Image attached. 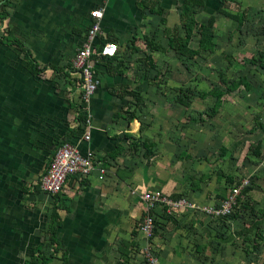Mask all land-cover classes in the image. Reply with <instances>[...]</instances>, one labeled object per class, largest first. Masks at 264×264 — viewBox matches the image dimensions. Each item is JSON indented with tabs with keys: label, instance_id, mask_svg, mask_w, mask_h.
Listing matches in <instances>:
<instances>
[{
	"label": "crops",
	"instance_id": "obj_1",
	"mask_svg": "<svg viewBox=\"0 0 264 264\" xmlns=\"http://www.w3.org/2000/svg\"><path fill=\"white\" fill-rule=\"evenodd\" d=\"M184 1L0 0V11L8 14L5 20L0 16V264H28L35 255L51 257L48 264H146L147 243L138 231L144 216L142 193L187 194L202 205L215 204L228 195L238 180L234 173L231 182L215 168L217 172L208 178L221 162L219 147L217 153L212 149L218 145V136L206 137L201 132L203 160L195 162L185 152L190 140L185 137L182 148L178 134L170 131L176 117L145 115L154 102L173 96L171 74L180 59L190 63L185 65V77L193 63L200 64L201 72L214 71L220 79L222 73L233 72L230 60L240 57L236 52H244L239 32L245 25L240 28L233 19L235 26L229 27L232 30L227 36L222 32L229 29H220L217 19L213 51L189 58L172 50L176 29L186 37L181 21ZM204 1L190 40V48L195 50L201 38L199 26L220 11L209 13V4L215 0ZM159 7L164 9L162 15L151 11ZM98 9L104 10L101 26L107 42L117 43L120 50L115 57H94L99 84L87 107L91 140L83 142V91L73 61L93 24L91 14ZM155 46L164 51L151 48ZM166 76L167 88L153 84ZM204 86L202 82L193 89L205 93L213 89ZM199 99L207 107L216 100L214 97V103L208 105L207 94ZM198 104L192 102L191 107ZM241 104L246 105L242 100L234 102L235 106ZM248 104L258 115L253 121L257 130L247 139L252 160L244 170L258 171L255 174L260 178L264 160L257 151L264 156V106ZM227 108L223 98L214 118L219 120ZM161 124L168 131H159ZM64 141L78 143L83 153L94 151L108 172L102 180L99 173L87 179L70 177L63 193L45 194L40 189L41 177ZM237 144L239 148L246 145L245 140L236 143L234 139L223 145L234 148ZM225 182L231 185L229 189L223 187ZM210 192L213 194L208 195ZM54 210L58 227L53 243ZM157 216L158 229L150 245L161 264H245L234 245L219 244L215 237L224 223L190 211ZM230 222L233 226L240 223Z\"/></svg>",
	"mask_w": 264,
	"mask_h": 264
},
{
	"label": "rangeland",
	"instance_id": "obj_2",
	"mask_svg": "<svg viewBox=\"0 0 264 264\" xmlns=\"http://www.w3.org/2000/svg\"><path fill=\"white\" fill-rule=\"evenodd\" d=\"M218 8L224 9V11L226 10L238 18L244 14L245 20V27L243 31L239 32L242 37L240 43L245 45L244 52H236V55L240 57H234L236 60H230L231 67L234 66V70L233 72L231 70L226 71L227 82L221 76L218 79L217 74L212 70L206 73L201 72L200 64L195 66L193 63L190 66L192 71L187 70L185 77L184 69L190 63L180 59L181 62H177V69L174 75L171 74L172 82L170 87L174 88V92L170 91V95L173 96L160 103L154 102L152 110H149L145 115L153 112V116L159 115L167 117L169 115L176 117L175 121L172 122L173 124L170 125V131L178 134L177 142L178 144L180 143V147L182 148L184 147V138L186 137L190 140L185 152L189 153L195 162H201L203 160L202 153H204V148L200 139L201 132L205 131L206 137L208 135V137L212 138L219 137L217 147H213L212 149L216 153L220 149L217 155L221 162L220 164L218 163L219 166L210 162V164H213L212 166H215L213 167L214 171L211 170L208 178L211 174H215L217 172L215 168H218V172L223 175L224 180L227 177H231V173H234V177L236 176L238 179L250 177L253 186L249 191L243 193L246 200L242 207L245 204H249L248 208H243L241 213L238 214V217L233 220L234 222L239 220V226H233L230 221L228 223L223 222L224 226H221L222 229L215 234V237L219 238V244H224L225 246L229 244L231 246L234 245L235 249L239 250L238 254L241 262L248 264L247 260H250L249 263L255 261L256 264H264V173L261 174L262 176L260 178H257L255 173L260 172L244 170L252 160L249 158V141L247 139L257 130L255 126L253 127V121L258 115L255 112L256 109L253 108L254 106L252 107L248 103L257 102L260 104V107L264 106V55L261 54L264 51V26H262L264 24V0H226L225 5L221 1L215 0L209 4L208 12L213 14ZM202 14L204 15L205 12H202ZM216 16L221 26L220 29H229L226 31L223 30L222 32V35L225 34L227 36L232 30L229 27L231 25L235 26V24L220 12ZM235 32L238 33V30L235 29ZM222 35L220 34V36ZM234 44L239 45L237 41ZM163 70H165L164 73H168L169 71L167 67H164ZM159 79L160 81H155L153 84L159 85L162 89L167 88V84L169 83L168 77H159ZM232 81L235 83L234 90L231 89ZM202 82H205L204 87L208 89L216 87L225 94L224 99L228 101V108L221 117L219 116V120L216 118L201 117V113L206 112L211 106L207 107L205 105L206 102L200 100L199 97L207 94L208 99L210 97L208 105H212L215 100L210 92L205 93L206 91L204 90L196 91L193 89H196L198 86L201 87ZM190 85H192V88ZM237 100L244 101L246 105L243 106L241 104V106H235L234 102ZM196 101H199V104L195 108H192L188 104V102ZM183 102H186L185 105ZM160 126L159 131H168V126H163V124ZM207 130L209 131L208 133L206 132ZM230 139H234L236 143L245 140L246 145L241 148L238 147V144L234 148L233 146L228 148L227 145H223L229 143ZM179 154H181L180 150ZM259 159L264 160V156H260ZM223 187L229 189L231 185L226 183ZM253 190H255V193H251ZM212 194L210 192L208 195ZM210 221H212L211 217ZM214 221L219 224L218 221ZM237 252L235 251V254Z\"/></svg>",
	"mask_w": 264,
	"mask_h": 264
},
{
	"label": "built area",
	"instance_id": "obj_3",
	"mask_svg": "<svg viewBox=\"0 0 264 264\" xmlns=\"http://www.w3.org/2000/svg\"><path fill=\"white\" fill-rule=\"evenodd\" d=\"M93 24L89 29L85 42L73 61V68L79 78V85L83 91L80 97V104L84 106L81 113L86 117L81 123L86 131L81 138L83 142H90L92 120L87 111L88 104L98 88L96 78L94 57H115L119 54V46L114 42H107L101 22L104 17V10L98 9L92 12ZM105 40L106 44L100 48L98 42ZM107 167L100 162L94 151L88 150L83 153L79 144L64 141L56 150L47 171L41 177L40 189L49 195H59L64 192L65 185L70 177L77 176L80 179L92 177L99 173L100 180L106 177ZM251 178L238 179L231 187L228 195L215 204H199L187 195L173 196L162 192L145 191L141 195L144 206V216L138 226L139 234L147 243L146 264H161L160 259L150 243L158 228L157 214H168L177 216L183 212L190 211L201 213L219 223H228L231 217L239 212L241 204L245 201L243 195L245 189L251 187ZM241 212V211H240Z\"/></svg>",
	"mask_w": 264,
	"mask_h": 264
},
{
	"label": "trees",
	"instance_id": "obj_4",
	"mask_svg": "<svg viewBox=\"0 0 264 264\" xmlns=\"http://www.w3.org/2000/svg\"><path fill=\"white\" fill-rule=\"evenodd\" d=\"M224 5H225V1L226 0H220ZM6 4L2 5V9L5 10L6 8ZM145 6V3H144ZM148 6V4H147ZM205 7V1L204 0H185L182 6V12H181V21L183 24V27L186 29V37H181L179 34V30L176 29L172 35L171 38V43H170V47L172 50H174L177 54L182 55V56H187L189 58H193L195 56H200V54H202L203 52L206 51H213L215 49V44H214V37H215V32H214V26L216 24L217 21V16L216 15H212L209 17L207 23H203L199 26V30H200V43H199V48L197 50L190 48V40L194 34V30L196 29L197 25H198V21L196 18V15L198 14V12L201 11V9H204ZM149 8V7H148ZM151 11H156L158 14L162 15L164 12V9L159 7V9L154 10L153 8H151ZM220 13L224 14L225 16H227L230 19H233L234 21L238 22V27H243L245 20H244V14L240 15V17L238 18L237 16L228 13L226 10L224 11V9H220L219 11ZM0 16L2 18V20H5L6 17L8 16V14L6 12L0 11ZM105 40H102L101 42H98V46L100 45L101 47H103L106 43ZM151 45V44H150ZM148 43V46H150ZM19 46L21 47V43H19ZM100 47V48H101ZM152 49L155 50H160V51H164L163 48L159 47V46H155V47H151ZM96 57V56H95ZM222 77V79L224 81L227 82V76L225 74H221L220 75ZM233 84L231 85V89L234 90L233 88L235 87V83L234 81H232ZM210 94H212L215 97V104L214 106L210 107L206 112L201 113V117L202 118H214L219 114V111L222 107V103H223V98L225 96V94L223 93L222 90L214 87L211 91ZM186 102H183V104L185 105ZM192 102H188V104L191 106ZM82 108V107H81ZM85 116L80 113V121H84L85 120ZM201 121H203V119H201ZM258 126H262L261 124L258 123ZM257 150H259V147L256 148ZM257 155L258 157L261 156V153H258L257 151ZM229 180L232 182L231 177H229ZM253 186V185H252ZM251 186V187H252ZM251 187H248L247 189H245L244 192L249 191L251 189ZM244 203V202H243ZM243 203L241 204V207L243 205ZM249 205V204H248ZM248 205H244V207L239 209V212H236L235 215L233 217H231V220H234L235 218L238 217V214H240L241 210H243V208L247 209ZM53 222H52V226L50 228V233H51V240L52 242H56V232H57V211L54 210L53 213ZM158 229V228H157ZM156 229V231H157ZM259 247V246H258ZM51 257L47 258L44 257V255H39V256H34L33 259L28 263V264H48L51 261Z\"/></svg>",
	"mask_w": 264,
	"mask_h": 264
},
{
	"label": "bare ground",
	"instance_id": "obj_5",
	"mask_svg": "<svg viewBox=\"0 0 264 264\" xmlns=\"http://www.w3.org/2000/svg\"><path fill=\"white\" fill-rule=\"evenodd\" d=\"M216 198V197H215Z\"/></svg>",
	"mask_w": 264,
	"mask_h": 264
}]
</instances>
